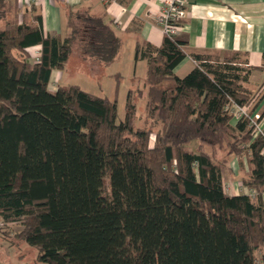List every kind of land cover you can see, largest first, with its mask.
Here are the masks:
<instances>
[{
    "label": "trees",
    "instance_id": "16d2710c",
    "mask_svg": "<svg viewBox=\"0 0 264 264\" xmlns=\"http://www.w3.org/2000/svg\"><path fill=\"white\" fill-rule=\"evenodd\" d=\"M33 6L31 21L25 14L0 27L1 222L20 223L16 236L45 264H257L258 253L264 264V137L250 125L255 68L244 55L193 54L195 67L179 77L182 41L137 43L144 89L127 92L117 122L120 75L112 99L76 84L51 92L49 82L74 48L101 75L120 38L102 17L73 8L64 36L44 35ZM37 45L35 61L28 48ZM143 97L155 133L134 129ZM232 106L249 114L235 119ZM244 153L240 183L254 195H229L224 166Z\"/></svg>",
    "mask_w": 264,
    "mask_h": 264
},
{
    "label": "crops",
    "instance_id": "0c3cea01",
    "mask_svg": "<svg viewBox=\"0 0 264 264\" xmlns=\"http://www.w3.org/2000/svg\"><path fill=\"white\" fill-rule=\"evenodd\" d=\"M33 4L41 17L44 35L64 36L67 33L66 13L73 8L89 10L102 17L120 38L121 45L126 38L133 51L137 43L159 46L164 36L153 17L158 8L157 0H111L107 3L101 0H0V27L8 21L22 22L25 14L31 21L28 11ZM176 38L184 43L182 49L186 54L174 69L179 77V73L186 75L195 67L193 54L223 57L235 52L243 54L248 65L255 68L249 83L255 93L254 112L262 115L260 122L264 125V0H189L182 29ZM37 48L41 47H30L28 52ZM120 52L121 46L112 64L120 62ZM74 71L88 74L79 69ZM53 74L56 76L58 72L53 70L51 78ZM114 74L122 77L120 71ZM235 194L238 193L229 195Z\"/></svg>",
    "mask_w": 264,
    "mask_h": 264
},
{
    "label": "rangeland",
    "instance_id": "374dc122",
    "mask_svg": "<svg viewBox=\"0 0 264 264\" xmlns=\"http://www.w3.org/2000/svg\"><path fill=\"white\" fill-rule=\"evenodd\" d=\"M133 52L132 44L129 41L127 42L126 38L123 39L120 52V62L117 64H111V66L109 65L100 75V70L95 66H92L93 68L91 70V65L82 61L74 48L68 69L61 72L55 70L58 74L56 76L53 74L54 77H52L49 82V90L54 92L58 87H66L71 84H76L86 92L98 96H106L112 99L117 85L114 73L120 71L122 77L119 79V87L116 95L117 122H120L124 119V107L127 92L129 90L144 89L146 64L145 61L142 60H139V62L138 60L134 61ZM229 56L230 55L224 57L212 55L211 60L223 62ZM239 60H242V58L238 59V61ZM77 69L86 73L93 71L95 76L74 71ZM179 74L180 77L185 76L181 73ZM166 85L167 83L165 86ZM252 93L254 94V97L255 93L253 90ZM136 101L135 114L133 118L134 129L151 130L152 133H155L159 127L155 126L154 123L147 117V111L145 108L146 98H136ZM259 115L261 118L260 113ZM262 128L264 129V125L261 123V129ZM153 140L154 137L152 136L151 141ZM247 169L248 164L246 153L240 157L233 155L230 156L223 171L224 183L225 186H227L228 194L243 192L249 193V189L244 188L240 183L241 177L247 174ZM21 229L22 226L18 222L5 224L0 220V264H45L38 260V251L36 248L27 245L16 236ZM260 259L261 254L258 253L256 255L257 264H260Z\"/></svg>",
    "mask_w": 264,
    "mask_h": 264
},
{
    "label": "built area",
    "instance_id": "2783aa9c",
    "mask_svg": "<svg viewBox=\"0 0 264 264\" xmlns=\"http://www.w3.org/2000/svg\"><path fill=\"white\" fill-rule=\"evenodd\" d=\"M107 3L111 0H101ZM152 1V0H146ZM158 8L153 13L155 23L159 26L164 35L170 38H176L182 29V21L186 15V9L189 4V0H157ZM31 57L35 61H38L40 57V48L33 49L31 52ZM232 116L235 119H239L243 116L249 114V109L246 107L232 106L230 110ZM250 125L253 126L254 135L262 134L264 137V129H261V118L259 113L252 112L249 115ZM264 156V150H263ZM227 192V186H226ZM247 192V191H246ZM249 195H254V192L249 190Z\"/></svg>",
    "mask_w": 264,
    "mask_h": 264
},
{
    "label": "water",
    "instance_id": "95a60500",
    "mask_svg": "<svg viewBox=\"0 0 264 264\" xmlns=\"http://www.w3.org/2000/svg\"><path fill=\"white\" fill-rule=\"evenodd\" d=\"M262 197H263V199H264V193L262 194Z\"/></svg>",
    "mask_w": 264,
    "mask_h": 264
}]
</instances>
